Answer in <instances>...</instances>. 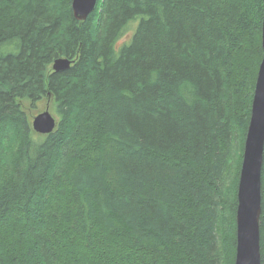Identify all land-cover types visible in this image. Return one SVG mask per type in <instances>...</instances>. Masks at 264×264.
<instances>
[{
    "label": "trees",
    "instance_id": "obj_1",
    "mask_svg": "<svg viewBox=\"0 0 264 264\" xmlns=\"http://www.w3.org/2000/svg\"><path fill=\"white\" fill-rule=\"evenodd\" d=\"M263 11L97 0L78 21L71 0H0V264H234ZM261 174L264 264V150Z\"/></svg>",
    "mask_w": 264,
    "mask_h": 264
},
{
    "label": "water",
    "instance_id": "obj_2",
    "mask_svg": "<svg viewBox=\"0 0 264 264\" xmlns=\"http://www.w3.org/2000/svg\"><path fill=\"white\" fill-rule=\"evenodd\" d=\"M97 0H71L73 17L84 21L94 10ZM264 47V13L261 24ZM72 60L59 57L53 61V70H65ZM32 126L36 132L51 133L55 126L48 109L34 117ZM264 148V52L255 81L251 115L244 143L243 159L238 180L236 206V238L234 264H260L259 217L261 207V162Z\"/></svg>",
    "mask_w": 264,
    "mask_h": 264
},
{
    "label": "rangeland",
    "instance_id": "obj_3",
    "mask_svg": "<svg viewBox=\"0 0 264 264\" xmlns=\"http://www.w3.org/2000/svg\"><path fill=\"white\" fill-rule=\"evenodd\" d=\"M131 31H132V28H130V27H128V29L124 32V34L122 35V37L118 40V44H120V43H122V42H124L125 40H127L128 38H129V36H130V34H131ZM52 64H53V62H52ZM52 64L49 66V70H51V68H52ZM73 64V63H72ZM72 64H70V65H72ZM52 70H53V68H52ZM54 71V70H53ZM59 71H62V70H59ZM55 72V71H54ZM56 72H58V71H56ZM44 108L43 109H45L47 106V108H48V110L52 113V115H53V117L55 118V126H54V129L52 130V132L55 130V128H56V126H57V123H58V121H59V117H58V115H57V113L55 112V110H54V101H53V99H51L50 100V102H49V100H47L46 101V103L44 104ZM35 115V114H34ZM32 119V118H31ZM237 124H241V121L240 120H238L237 121ZM235 128H236V125H235ZM46 134H49V133H46ZM46 134H41V133H39V134H37V133H33V135H32V137H33V139L34 140H37V141H41L43 138H44V136L43 135H46ZM232 157H234V154H232ZM231 159V158H230ZM233 162V161H232ZM262 165H263V160H262ZM262 165H261V168H262ZM261 172H260V178H262L261 177ZM259 219H260V217H259ZM259 226H260V222H259ZM259 235H260V228H259ZM260 237V236H259ZM260 240V239H259Z\"/></svg>",
    "mask_w": 264,
    "mask_h": 264
},
{
    "label": "bare ground",
    "instance_id": "obj_4",
    "mask_svg": "<svg viewBox=\"0 0 264 264\" xmlns=\"http://www.w3.org/2000/svg\"><path fill=\"white\" fill-rule=\"evenodd\" d=\"M263 13H264V11H263ZM262 38H263V36L261 35V48H262V57H261V60H260V62H259V65H258V69H257V74H256V79H257V76H258V72H259V68H260V64H261V61H262V58H263V52H264V47H263V43H262ZM256 79H255V81H256ZM254 86H255V84H254ZM254 91V90H253ZM253 96V95H252ZM252 101V100H251ZM48 107V106H47ZM45 108V109H43V110H41L40 112H38L37 114H35L34 116H33V118H32V120H31V126H32V122H33V119H34V117L35 116H37L39 113H41V112H43L44 110H46V109H48V108ZM49 111V110H48ZM50 112V111H49ZM50 114L52 115V113L50 112ZM250 115H251V108H250ZM53 116V115H52ZM54 118V117H53ZM249 120H250V118H249ZM54 121H55V118H54ZM248 124H249V121H248ZM247 128H248V126H247ZM32 129H33V131L34 132H36L35 130H34V128H33V126H32ZM246 132H247V129H246ZM36 133H38L39 134V132H36ZM42 134V133H41ZM245 138H246V133H245ZM245 138H244V143H245ZM243 143V144H244ZM263 150H264V148H263ZM243 151H244V145H243ZM242 159H243V153H242ZM242 159H241V163H242ZM262 160H263V154H262ZM261 165H262V162H261ZM240 169H241V165H240ZM262 169V168H261ZM260 172H261V170H260ZM239 174H240V171H239ZM238 180H239V178H238ZM238 183V182H237ZM237 188H238V184H237ZM236 198H237V193H236ZM260 214H261V207H260ZM237 245H238V241H237V238H236V244H235V251L237 250ZM234 260H235V258H234Z\"/></svg>",
    "mask_w": 264,
    "mask_h": 264
}]
</instances>
